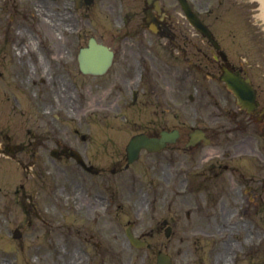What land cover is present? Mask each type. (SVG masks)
Masks as SVG:
<instances>
[{"label": "rangeland", "instance_id": "obj_1", "mask_svg": "<svg viewBox=\"0 0 264 264\" xmlns=\"http://www.w3.org/2000/svg\"><path fill=\"white\" fill-rule=\"evenodd\" d=\"M37 1L16 0L18 9L6 2L0 9L3 27L9 31L0 30V264H155L160 250L175 264H229V252L238 239L226 227L224 213L227 217L237 202L225 201V208L217 195L210 197L217 200L211 206L202 200L207 189H202L206 182L201 180L221 159L220 147L236 146L231 142L233 133L224 130L232 118L220 115L218 102L224 92L208 73L217 70V62L210 59L217 55L214 47L193 29L174 0L162 1L166 8L174 7L166 20L177 35L178 48L149 32L143 35L142 0H94L78 13L73 11V0L51 2V9L60 10L65 22L62 35L60 30L48 31L44 20L33 16ZM195 1L200 8L207 4ZM211 4L214 10L204 18L228 60L263 88L264 21L253 10L256 1ZM11 9L13 16H8ZM127 11L132 14L128 26L119 30L117 23ZM41 12L46 15L44 9ZM79 26L83 36L73 32ZM90 35L116 48V78L113 69L100 78L81 76L75 64L70 70L54 71L47 63L46 71H38L39 61L32 58L29 64L27 53L19 56L25 45L37 47L40 57L45 49L55 52V48L71 56L79 40ZM123 35L127 38L121 39ZM139 50L137 56L146 54V76L132 103L128 87L139 80L134 76L137 67L129 61ZM30 71L28 79L34 81L26 78ZM19 81L23 86L18 87ZM12 96L19 100L21 111L12 107ZM194 126L204 128L211 141L201 150L183 149ZM173 127L182 132L175 145L157 153L143 151L123 167L132 134ZM57 139L86 148L96 171L82 172L74 159L52 156L49 149ZM244 165L250 167L247 161ZM120 166L122 170L109 173ZM180 169L183 175L178 174L183 173ZM164 177L174 178L178 188L167 192ZM181 178L191 181V187L196 181L195 191L183 187ZM107 201L109 210L103 213ZM251 206L259 209L261 200L254 199ZM190 208L192 220L186 215ZM200 208L210 211V220L200 215ZM128 225L142 235L147 247L129 245L124 233ZM166 225L173 231L169 237L164 235ZM259 225L264 228V219ZM16 228L21 233L18 239L11 236ZM199 229L208 235L199 237L194 231ZM258 247L256 260L264 264V240ZM251 263V255H242L240 264Z\"/></svg>", "mask_w": 264, "mask_h": 264}, {"label": "water", "instance_id": "obj_2", "mask_svg": "<svg viewBox=\"0 0 264 264\" xmlns=\"http://www.w3.org/2000/svg\"><path fill=\"white\" fill-rule=\"evenodd\" d=\"M189 19L202 31L207 33L209 30L207 27L199 20V18L194 15L191 11L187 10ZM80 64L81 68L85 71L91 72H103L109 65L112 57V51L109 50L105 45L96 43L93 39L90 40V46L85 48L83 53L80 55ZM229 85L232 86L236 93L238 92L239 84L244 82L239 80L238 77L231 76L230 78H225ZM237 83V84H234ZM245 85V84H244ZM240 94V93H239ZM164 138H167L166 133H163V136L159 140H152L146 138L144 135H135L132 137L130 142L127 145V152L129 156V161H132L137 157L138 151L142 145L149 148H158L163 145ZM131 242L135 245H140L139 241L135 239L132 234H129ZM158 264H170V260L167 256L159 254Z\"/></svg>", "mask_w": 264, "mask_h": 264}, {"label": "flooded vegetation", "instance_id": "obj_3", "mask_svg": "<svg viewBox=\"0 0 264 264\" xmlns=\"http://www.w3.org/2000/svg\"><path fill=\"white\" fill-rule=\"evenodd\" d=\"M235 113H238V112H235ZM240 115L243 118H245L247 121H250V122H252L254 120H260L264 126V110L261 113L260 109H257L255 111H247V110L241 108ZM236 121L239 124L242 122V120H239L237 117H236ZM255 131L260 132V133L262 131L264 132V127L262 129H259V126L256 123ZM252 145H253L252 140H248L245 143V145L242 146V148L252 151L253 150ZM226 154L228 155V152ZM257 169H260V168L257 167ZM262 169H264V168H262ZM231 171L229 172V167H226L223 170V173L221 175V185H222L221 198H222V205H224V207H225V204H224L225 201H227L229 203H235V201L238 202L241 200L239 186L241 188L245 187L246 189H243V192L247 194L249 192L248 189H251L255 186H259V182H260L258 171H254L252 173V176H248V177H245L243 175L244 174L243 168H237V169L232 168ZM233 174L235 176L234 178H233ZM243 181H245L247 184H244ZM236 189H237V192H236ZM255 189H256L257 193H259L260 187L255 188ZM261 190H264V188H261ZM253 195H254V193H253ZM238 198H239V200H238ZM253 202H254L253 198L251 199V197H250L249 204H251ZM246 213L251 216V211L249 210V207L246 209ZM256 213H258V211ZM224 217L226 219L225 213H224Z\"/></svg>", "mask_w": 264, "mask_h": 264}, {"label": "bare ground", "instance_id": "obj_4", "mask_svg": "<svg viewBox=\"0 0 264 264\" xmlns=\"http://www.w3.org/2000/svg\"><path fill=\"white\" fill-rule=\"evenodd\" d=\"M259 8H260L259 15L264 19V0H259Z\"/></svg>", "mask_w": 264, "mask_h": 264}]
</instances>
